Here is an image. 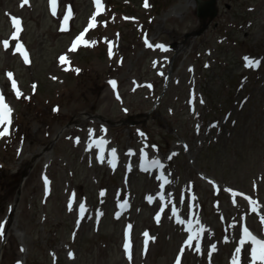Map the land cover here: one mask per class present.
I'll return each mask as SVG.
<instances>
[{"label":"rangeland","instance_id":"obj_1","mask_svg":"<svg viewBox=\"0 0 264 264\" xmlns=\"http://www.w3.org/2000/svg\"><path fill=\"white\" fill-rule=\"evenodd\" d=\"M147 4L62 0L53 15L48 0H0V92L15 108L0 137V264H232L242 225L264 233L247 199L264 215V0H217L206 25L196 0ZM81 33L94 43L70 51ZM249 54L263 58L258 69ZM99 129L120 151L117 166L97 161L89 134ZM144 151L174 156L167 198L190 190L183 205L191 195L202 204L217 254H195L184 227L159 216L163 203L144 199L163 182L129 173ZM127 195L133 210L116 220ZM87 203L104 206L101 222L81 220Z\"/></svg>","mask_w":264,"mask_h":264},{"label":"snow or ice","instance_id":"obj_2","mask_svg":"<svg viewBox=\"0 0 264 264\" xmlns=\"http://www.w3.org/2000/svg\"><path fill=\"white\" fill-rule=\"evenodd\" d=\"M24 4L29 3V0H23ZM97 5L100 4V0H96ZM50 6L52 9V14L56 15L57 13V7H58V0H50ZM149 5L147 4V0H145V7H148ZM72 12H71V7H68V10L64 16V22L67 23L69 19L71 18ZM12 22L14 27L17 29V33L15 34L18 37V33L22 31V21L18 17H11ZM96 26V21H95V15L91 18V22L89 24V28L95 27ZM63 30V29H62ZM87 32V29H85V33ZM85 33H81L80 36L76 38V41L73 43L70 51H76L77 47L79 44H92L94 42L85 40L84 36ZM4 46L8 47L9 42L6 40L4 41ZM151 46V45H150ZM157 47L163 48V45H157ZM20 48H17V51H19ZM25 59L27 60V56L25 54ZM66 56L61 57V62L66 61ZM245 60L248 62V66H259V61H252L250 58H245ZM77 72L80 71V69H75ZM9 76H11V73H8ZM113 85H115V82H112ZM12 87L16 89V95L19 97L21 95L16 81H12ZM12 108L10 105H8L5 101V97L2 92H0V126L5 125L7 123L9 126L11 125V113H12ZM10 134V127H4L2 131H0V137L6 136ZM103 143V141H101ZM112 154L115 155V149H112ZM46 179V178H45ZM243 195V194H240ZM247 199L252 203L253 205V211L258 212L259 208L257 207L258 201H253L251 197H247ZM80 209L83 212L85 210V206L83 204L80 205ZM159 219V217H157ZM261 223L264 224V215L261 216ZM130 227V226H129ZM243 236L239 242V246L235 249V253L232 257V264H242L241 262V255L244 250V246L246 244H251V250H250V255H251V264H258V262H264V238H261L260 236H257L256 234L252 233L251 230L245 225L243 227ZM3 235V225L0 224V236ZM147 235V234H145ZM154 239V237L152 238ZM191 237L189 238L188 244L191 246ZM125 250L129 256V259H131V244H130V239L129 242L125 244ZM212 251H216L215 246L213 245L211 248ZM71 255V254H70ZM176 264H180L179 258L177 259Z\"/></svg>","mask_w":264,"mask_h":264},{"label":"bare ground","instance_id":"obj_3","mask_svg":"<svg viewBox=\"0 0 264 264\" xmlns=\"http://www.w3.org/2000/svg\"><path fill=\"white\" fill-rule=\"evenodd\" d=\"M167 15H169V13L167 14ZM163 46L165 45V44H162ZM179 48L181 49V47L179 46ZM94 131H99L100 133H99V135L98 136H101L100 138H96L97 140L95 141V144H93V148H103V149H106V141H105V135L104 134H102V132H103V130H94ZM91 134V133H90ZM59 136H60V134L59 133H57L56 134V136H55V141L59 138ZM101 141H103V143H101ZM42 155V153L41 152H37L36 153V155H35V158H40V156ZM43 159V157H41V159L39 160V162L37 163V164H39L40 163V161ZM104 162H108L109 160H110V154H108V153H106V155H105V157L102 159ZM164 178H166V179H168L169 180V178H170V176H165ZM172 181H169V184H168V186H167V188H165V192L164 193H169L170 192V189H171V187L173 186V184L171 183ZM184 191H187V189L185 188L184 189ZM176 192V191H175ZM161 198V196H159V199ZM180 202L181 201H179V204H180ZM170 203H169V201H167V204H166V206H165V208L169 205ZM178 205V204H177ZM183 205V204H182ZM73 206V205H72ZM85 206V205H84ZM85 208H86V206H85ZM169 219L171 220L172 218L169 216ZM209 220H211L212 221V218L210 219L209 218ZM207 221H208V219H207ZM177 224H181V222H180V220L177 222ZM193 224H197V220H196V216H194V220H193ZM233 231H235V230H233ZM233 235H234V238H233V240L232 241H235V240H239L238 239V236L233 232ZM222 245V244H221ZM250 245V243L249 244H246L245 246H244V248L245 247H248ZM186 249V248H185ZM244 252H245V249L243 250V252H242V259H241V262H242V264H248V262H247V257L244 255ZM247 256H248V261H251V255L250 254H247ZM264 263V262H263ZM21 264H23V262H21Z\"/></svg>","mask_w":264,"mask_h":264},{"label":"water","instance_id":"obj_4","mask_svg":"<svg viewBox=\"0 0 264 264\" xmlns=\"http://www.w3.org/2000/svg\"><path fill=\"white\" fill-rule=\"evenodd\" d=\"M197 13L204 24H208L218 13L217 0H196ZM206 27V26H205ZM202 28V31L203 29Z\"/></svg>","mask_w":264,"mask_h":264}]
</instances>
